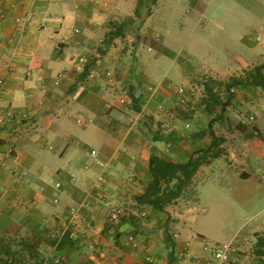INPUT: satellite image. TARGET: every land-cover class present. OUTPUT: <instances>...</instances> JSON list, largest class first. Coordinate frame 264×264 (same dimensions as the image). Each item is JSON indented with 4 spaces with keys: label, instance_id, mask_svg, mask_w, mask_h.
<instances>
[{
    "label": "crops",
    "instance_id": "obj_1",
    "mask_svg": "<svg viewBox=\"0 0 264 264\" xmlns=\"http://www.w3.org/2000/svg\"><path fill=\"white\" fill-rule=\"evenodd\" d=\"M163 2L175 17L188 8L176 31L156 19ZM232 3L240 10L238 30L219 28L222 40L236 44L228 65L194 73L193 54L182 56L173 43L192 41L200 26L205 33L219 26L208 18L216 0L0 2V78L7 81L0 111L19 114L0 127V264H52L56 258L63 264H202L209 257L205 247L215 243L197 226L200 197L196 211L183 214L156 210L137 198L153 181L152 156L183 164L218 143L223 154L206 161L194 182L206 173V184L213 181L214 189L243 205L244 214H254L229 242L250 237L256 244L264 237V87L244 84L226 98L230 105L221 120L233 131H224L219 142L215 127L221 120L211 113L194 114L197 127L190 131L176 113L190 106L179 104L175 87L188 90L199 73L225 82L231 66L240 73L264 65L258 44L264 40V0L227 4ZM32 10L33 23L17 33L14 20ZM118 27L122 36L112 37ZM94 69L103 75L112 70L114 78H90ZM120 87L130 90V105L117 102ZM190 95L188 90L191 102ZM236 108L249 114L248 124ZM134 114L139 122L131 127ZM200 121L206 124L202 130ZM101 164L109 169L106 190L97 184ZM108 200L127 209L120 222L108 221ZM84 204L91 209L83 210ZM176 232L180 237L174 240Z\"/></svg>",
    "mask_w": 264,
    "mask_h": 264
},
{
    "label": "rangeland",
    "instance_id": "obj_2",
    "mask_svg": "<svg viewBox=\"0 0 264 264\" xmlns=\"http://www.w3.org/2000/svg\"><path fill=\"white\" fill-rule=\"evenodd\" d=\"M236 1L239 2V0ZM227 3L228 0H216V4L214 5V7L217 6V10H212V12L208 14V18L213 19L219 26H211V30L206 33L200 26L195 29V37L192 39V41H186L184 39L183 42H186L185 45L178 44V41H175L173 43L174 49L177 53L184 55L186 54L185 52L189 51V53L191 52L193 54L190 64H192L191 71H193L194 73L203 72L205 68L209 69L215 66H218L219 71L224 70V68L228 65L227 61L230 58V54L233 52L232 50H236V44L228 42L226 40H222L225 36L222 35L223 33L219 31V28L220 30L230 29V25L235 26V28L238 30L240 25L238 20L240 17L239 8L235 7L234 3L231 4V7L230 4ZM155 4V1H153L151 7L148 10V13H151ZM171 7V4L163 2L160 7V11L157 13L156 19H161L165 24V28L168 27L171 30L173 29V31H176L179 28L180 19L188 16V8L184 7L181 11H178L179 15L178 17H175V14H172L174 9H172ZM258 44L261 46L264 52V40H262L261 43ZM231 60H233V58H231ZM236 69L235 67L231 66L229 71L231 72L232 76L230 75V77H228L225 82L212 81V79L205 73H199L198 75L194 76L193 83H190V88H188V90L191 91L192 96L190 95L191 98L189 99L191 100V102L188 101L186 105H189L190 108H183L182 112L176 111L177 115H179L181 119V126L183 127L184 131L193 130V126L197 125V122H194L195 118H193V116L194 114L196 116V114L200 113V111H205V104L213 106L214 109L213 113L211 114L216 121H220L224 117V112L222 111L221 107L216 106L215 101L210 99L206 91V86L209 85L211 88H213L214 93L223 94L224 96L221 98L222 102H225L227 100L226 98L234 96L229 94V90L231 88H238L244 84H249L251 75L255 70V68L251 69L249 67L247 71L242 70V72L240 71V73H236ZM174 84L179 85L178 83ZM203 105H205L204 109L202 108ZM182 106H176L175 108L176 110L178 108L182 110ZM159 110L163 111L164 108ZM235 113L239 115L242 121L248 124V113L243 114V112L237 110V108ZM200 115L201 114L197 116L200 117ZM200 118L202 121L204 120V117ZM202 121H200L201 125H198V128L200 130L204 129L206 126V124L204 123L202 125ZM234 125H236V123H234ZM158 129L159 127L157 129L154 128V131L156 132ZM229 130L233 131L231 125H228L227 123H225V121L221 120V123H219L218 126L215 127V131L219 136L218 138H216L217 142L223 139V132ZM221 145L222 143H218V145L216 146L217 149L210 151L206 150L204 154L206 158L204 164L207 163L206 161L215 159L216 156L220 157L223 154L222 148L220 147ZM201 177L202 179L199 180L197 178L195 182L193 178L191 183L184 189L181 197L168 204L166 209L172 212H178L180 214L196 211L195 208L197 207V201L200 197L201 201L200 204H198V207L202 212H199L197 222L198 229L203 230L209 237V239H211V241L215 244L228 243L235 235L243 232V230L247 226V223H249V220L254 214H244L242 209L243 205L235 204V202L232 201V199H230V197L225 193L214 189L215 184L213 183V181V186L206 184L204 181V179H206V173L205 175H201ZM203 182L205 184H201ZM171 186H173V182L171 183ZM164 188H166V185H163V189ZM141 218L143 220H148V215L145 218ZM249 238H244L242 242L235 243L239 249L238 260L240 261V264L264 263V260L262 259V257H264V237H262L261 246L258 245V243L253 244L252 239ZM259 240L260 239H258V241Z\"/></svg>",
    "mask_w": 264,
    "mask_h": 264
},
{
    "label": "built area",
    "instance_id": "obj_3",
    "mask_svg": "<svg viewBox=\"0 0 264 264\" xmlns=\"http://www.w3.org/2000/svg\"><path fill=\"white\" fill-rule=\"evenodd\" d=\"M8 0H0V2H7ZM35 11H29L28 13H26L24 16L20 17V18H16L15 21V30L17 33L19 34H23L28 27L33 23L34 19H35ZM76 33H79V31H76ZM103 74L101 72H99L98 70H93L92 73L90 74V78H100ZM106 79L108 80H112L114 78V72L112 70H108L105 72V74L103 75ZM62 79V75H60L56 81H55V86H58L60 81ZM7 81L3 80L0 78V103L2 101V98L4 96V87L6 85ZM175 92H176V96L178 99V102L180 105H186L188 103V92L186 90V88L184 86H179L175 88ZM150 91L152 93L156 92V89L151 88ZM237 93L235 88H232L229 91L230 95H235ZM116 95H117V102L122 105H130L131 100H130V90L126 87H120L118 88V90L116 91ZM159 109H163L162 106H159ZM19 114L16 113H12V112H6L3 113L0 111V127L5 126L9 121L14 120L15 118H17ZM138 117H140L139 114H134L133 116L129 117V125L131 127H134L137 125V123L139 122ZM26 116H23V119H25ZM250 121L252 123L255 122V118L251 117ZM189 127V126H188ZM157 129V128H156ZM92 157H96L97 156V152L96 151H92L91 153ZM2 166V157L0 156V167ZM101 167L103 168L102 173L100 174V176L97 179V184L98 186H100L101 189L106 190L105 189V182H106V177L109 174V169L108 166L106 164H101ZM57 187H60V184H57ZM105 207H106V217L108 219L109 222L111 223H117L120 222L128 213L127 209L118 203H114L110 200H108V202L105 203ZM83 210H90L91 206H89L88 204H84L82 206ZM74 214H77L76 212H74ZM147 216L146 213L141 214V217L145 218ZM65 233H61L60 235L65 236ZM180 237V233L176 232L173 235V239L177 240ZM129 243L134 244V246L136 245V240L134 236H131L128 238ZM205 250H207L209 252V257L206 258L202 264H240V261L238 260V253H239V249L236 246L235 242H228V243H217V244H213V245H207L205 247ZM183 257V255L181 254L179 256V258L181 259ZM148 261H151V259H148ZM52 264H63V260L61 258H56L54 259ZM190 264H195L194 262L190 263Z\"/></svg>",
    "mask_w": 264,
    "mask_h": 264
},
{
    "label": "trees",
    "instance_id": "obj_4",
    "mask_svg": "<svg viewBox=\"0 0 264 264\" xmlns=\"http://www.w3.org/2000/svg\"><path fill=\"white\" fill-rule=\"evenodd\" d=\"M110 35L112 37L122 36L121 28H116V31L112 32ZM263 70L264 65L255 68L251 75V80H249L250 85L264 87ZM206 89L210 99L214 100L216 103L215 105L221 107L224 112L230 105L229 100L222 102L220 94L214 93L213 88L209 85L206 86ZM205 105L206 110L213 113V106L209 104ZM205 159V156H202V158L190 159L187 163L181 164L152 156L150 158L149 171L153 181L149 185L146 193L137 198V201L140 204H149L156 210L165 211L168 204L181 197L184 189L191 183L199 168L205 163ZM172 182L173 186H171ZM163 185H166V188L163 189ZM261 242L262 239L258 241V245L261 246Z\"/></svg>",
    "mask_w": 264,
    "mask_h": 264
}]
</instances>
